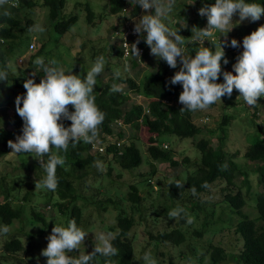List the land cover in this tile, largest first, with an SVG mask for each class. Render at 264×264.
<instances>
[{"label": "trees", "instance_id": "trees-1", "mask_svg": "<svg viewBox=\"0 0 264 264\" xmlns=\"http://www.w3.org/2000/svg\"><path fill=\"white\" fill-rule=\"evenodd\" d=\"M204 2L211 5L214 4L215 0H204ZM247 2H256L264 5V0H247ZM17 3L18 7L8 8L11 12L10 17L0 16V67L10 64L11 50L16 45V41L21 38V34L30 33L29 29L36 24V21L33 22L31 18H28L27 20L25 19L26 24L23 25L24 18L22 17V12L24 10L29 9L30 12L34 13L36 9L46 7L49 11L54 31L59 36L67 34L79 20V17L76 15H70L67 18L62 15L67 0H11V4ZM197 5L199 6L200 4ZM127 7H131L130 12L132 17L139 18L144 11L138 5H135L134 0H108L104 8L105 11L106 8L109 9L110 16H117L119 18L123 12L128 11L125 10ZM88 10V22L95 26V13L90 6H88ZM0 11H3V9H0ZM177 17L187 19V15L184 14ZM204 19L207 18L205 17ZM259 21L250 23L255 27L259 25ZM130 25V23L122 22L118 26V22L116 23L113 40L115 42V38L119 40L115 44L109 45L110 50L107 58L109 61L110 57L112 59L116 53L122 59L124 69L127 64L129 70L140 68L150 57V48L144 39L146 33H143V35L138 34L135 38L130 36L127 40L132 44L139 41L137 47L140 50V59L131 55L130 51L125 48L124 43L126 41L123 38L125 31ZM178 28L181 32L183 31L185 38L191 40V27L187 26L184 28L178 24ZM253 31H255V28L247 30V35ZM228 44L229 46L225 47V49L229 52L232 51L230 41H228ZM199 48L198 42H192L187 49L185 48V52L194 58ZM211 48H213V45ZM28 53L29 57L26 56L25 59L28 60L30 69L36 71L37 66L33 64V61L37 57H44L43 55L47 54L46 46L43 45L39 48L37 44L31 42L28 45ZM239 55H236L234 58ZM44 59L47 63L48 61L45 57ZM113 66L114 63L106 68L115 73ZM181 66L178 63L177 68L173 69L165 61L157 59L155 64L149 66L154 70L147 73L143 81L137 82L134 78L125 77L124 75H121L119 79H114L112 74L105 84L101 83L95 89L96 104L106 114V119L101 127L99 143L94 146L81 142L76 148H72L70 145L66 153H58L65 157L66 163L64 166L57 167L56 175L59 179V187L55 192L44 188L35 189L36 182L42 181L46 177L45 169L37 159L35 160V164H30L24 158L17 157L13 173L7 175L11 173L8 171L4 177L0 178V226L7 225L11 227L16 221H22L27 226L37 228L38 231L36 234L24 233L25 236L27 235L29 242V248L26 252L30 253L31 256V262H25V264H47V258L42 256L41 252L47 247V237L51 234L52 228L55 225L67 227L68 222L75 219L77 226L84 229L85 225H87L84 222V210L88 205L97 206L103 210L102 213H108L111 207L118 211L115 224L108 227L110 229L109 232L115 236L113 244L119 249V255L112 257L111 260L113 264H136L134 243L137 238V231L135 228L139 224L135 212L143 213L142 208L144 206L142 202L147 198L140 195L139 182L144 181L145 184L143 185H145L146 190L153 191L151 188L152 180L148 177V174L138 173L135 183L129 186L128 193L124 195L120 193L119 188H116V192H114L116 200L112 197H107L104 198L105 200L96 201L81 194V187L82 183L85 182L84 179L88 176L85 172L88 168H91L95 172L93 177L99 181H95V186L97 185L98 188H102L105 186L104 181L106 178L114 177L115 169H119L118 176L115 177L120 180L124 172L132 173L142 167L143 155L141 148L137 144L139 141L146 144L147 154L150 156L152 162L166 163L170 167L179 169L181 162L175 160L176 153L174 150L163 148V140L169 139L172 136L178 139L195 138L203 132V127H198L193 122V115L199 111H180L183 107L179 103L182 85H172L170 83L171 78L179 71ZM25 71L21 68L18 74H11L9 68L8 80L0 81V109H13L11 126L0 129V159L7 157L11 153L12 149L8 147V141L12 140L15 142L16 137L22 135L23 120L15 110V99L18 95L23 96L26 94L23 84L26 79L32 76L26 74ZM124 71H121V73L123 74ZM87 72L84 68L78 76L83 79L86 77ZM66 74L68 73L66 72ZM43 75L42 70L38 71L34 78L35 82L39 83ZM217 82L222 83L223 77L220 76ZM113 83L126 84L128 88H125L123 93H111L110 88ZM132 94L137 95L140 99H144L142 102H135L133 101ZM238 95L239 93L234 90L231 98L227 96L222 97V101L226 105L224 107L232 106V103L239 99L237 98ZM218 105V103L214 104L210 109ZM70 110L74 111V109ZM229 120L230 117L225 116L221 124L222 135L220 136V140H222V143L226 135V129L224 128L229 126ZM63 123L67 127L70 126L71 122L65 120ZM136 130L139 132L144 131L146 133V140H142L141 137L130 139L131 131ZM196 148L201 156L200 167L197 169H190L188 167L184 170L185 172H183L182 177H175V180L166 187L167 200L174 205V208L178 206L185 208L195 218V221L201 213H206L202 229L195 231L198 236H202L206 231H210L208 227L212 226V221L215 222L213 225L225 223L229 226L228 231L234 230V234L237 236L235 243V247L237 248L236 254L228 253L226 248L212 244L209 249V252L211 250V264H220L227 256L238 264H264V139L258 138L256 142L249 146V149L244 154L246 159L258 164L253 169L262 177L263 191L256 198L259 214L257 220L250 219L249 215L243 211L245 206H247V200L241 187L236 183V178L240 172L243 176H246L247 173L242 172L234 161L238 154L233 157L229 156L223 151L222 147L217 146L215 148L210 145V140L206 138L201 139L197 143ZM19 161H21V166L18 165ZM97 161L102 162L103 165L105 163L108 164L107 173L104 172L105 170L100 171L95 168ZM225 164L227 167L222 169V166ZM182 165L189 166V160L184 159ZM152 170L153 175L157 173L156 166L152 165ZM31 172L34 173L32 179L30 177ZM9 179L10 181H8ZM175 181H180L184 184V187L181 189L177 188ZM205 182L210 185V188L201 186ZM87 186L89 188L92 187V185ZM193 186L196 187L198 193L197 196L193 197L194 199H198H195L191 210L188 209L187 205H182L180 202L185 199L186 195L192 197L190 189ZM23 189H25V194L20 198V191ZM107 193L105 196H109L110 190ZM205 194H210L213 198L210 205L212 210H209V212H205L207 209L199 202L201 196ZM80 201L82 202L80 203ZM126 202L131 204L133 214H128L123 207V204ZM218 209L224 215L228 214L229 210L240 218L237 226L229 222L223 223L217 220L215 217L218 211L216 213L215 211ZM193 210L197 212L194 214ZM101 217L105 219L106 215ZM171 220L167 219V221ZM179 223V227L159 233L156 237L151 236V238L155 239L158 244H173L176 247L181 245L187 234L183 230V226L187 223L185 219H180ZM218 230L219 228L212 232L218 234L222 232V230ZM20 231H24V227ZM88 231H91V228ZM22 234H1L4 235L6 240L3 242V249L0 253V264H12L11 260H15L18 253L25 252L26 248L24 247ZM240 240L243 242L242 249ZM89 244L94 246L95 242L90 239ZM86 250L83 246L81 247V252H85L86 254L91 253L88 250L86 252ZM69 255L78 256L79 253L78 251H74ZM105 259V257L97 255L95 264H105ZM159 263L162 264V262Z\"/></svg>", "mask_w": 264, "mask_h": 264}, {"label": "rangeland", "instance_id": "rangeland-1", "mask_svg": "<svg viewBox=\"0 0 264 264\" xmlns=\"http://www.w3.org/2000/svg\"><path fill=\"white\" fill-rule=\"evenodd\" d=\"M107 1L108 0H67V4L62 15L66 18L70 15H76L79 17V20L77 24L64 36H59L55 33L51 19L49 17V11L46 7H43L42 9L38 8L34 11V13L30 12L29 9L24 10L22 12V17L24 18L23 25L26 24V20L28 18H31L33 22L36 21V24L43 25L46 28V31L44 33H36L31 31L28 34L25 33L20 35L21 38L16 41V45L12 48L10 54L11 74H18L21 68L22 70H26L25 73L29 76H32L33 72L37 73L38 71H41L38 68H36V71H32L28 65V60L25 59L26 56L29 57L28 45L31 42L37 44L39 48L45 45L47 54L43 56L47 61L55 59L58 66L62 67L65 73L73 71V74L79 75L80 72L84 70V68L89 71L94 64L95 59L101 55H103L107 60L106 67L114 63L113 68L115 71H124L125 69L122 66V59H120L116 53L113 55L112 59L111 57L109 61L107 59L108 52L110 50L109 45L116 43L113 40V33L115 31L114 26L117 22L118 26H120L122 22L130 23L135 26V23L139 22V18L141 16L139 18L132 17L130 9L127 12H123L119 18L117 16H110L109 9L106 8L105 11L104 8ZM197 4L200 5L198 6ZM205 4L206 3L204 0H175L174 11L171 14L170 20L166 21V23L173 30H179V34L184 37L185 35H183V31L181 32L178 28V24H180L182 27L187 25L191 27V29L193 27L205 28L207 26V19H204L205 17L199 15V9ZM88 6H90L92 11L95 13V26L94 24H90L88 22ZM144 14L145 12H143L142 15ZM182 14L187 15V19H180L177 17L178 15ZM236 19H238V16L234 17V20ZM263 21L264 17L260 19L259 25L254 27L249 21L246 20L239 26L235 27L228 34V41H231L234 38L240 43V47H232V51L229 52L225 49L226 58L229 62L227 65H224L223 61L221 62L224 71H233L232 66L237 62V57H234L241 54L243 51L242 41L243 38L248 34L247 30H252L253 28L256 30L260 25H264ZM185 39L186 43L184 47L187 49L192 44V41L187 38ZM115 40H117V38H115ZM204 46L211 48L212 44L209 41H205ZM199 47H201L200 44ZM186 55L189 54L186 53ZM157 59L158 58L153 56L150 52L149 59H147L140 68H133L131 70L124 71L122 75L125 77L134 78L137 82L143 81L145 75L154 70L149 66L151 64H155ZM106 67L105 72L97 77L96 88L99 87L101 83L105 84L110 79L112 74H114V72L110 71V69ZM122 85H124V89L128 88V85ZM132 96L134 99L133 101L135 102H142L144 99H140V97L135 94H132ZM218 104L219 105L215 108L208 109L207 111H199L193 115L194 124H196L198 127H203V132L200 135L196 136L195 138L187 139H178L172 136L169 139L163 140V143L169 145L168 150H174L176 153L175 160H179L182 165L184 159H188L190 163L189 166L180 165L178 169L170 167V165L166 163L152 162L150 156L147 154L146 144L142 141H139L137 144L142 151L143 165L132 173L124 172L123 177H121L122 179H116L115 176H118L117 174L119 173V169H115L113 174L114 177L106 178L104 181L105 186L98 188L97 185L95 186V181L98 180L93 177L95 172L91 168H88L85 171L88 176L84 179L85 182L82 183L81 194L88 198H93L96 201L101 199L105 200L104 198L107 197H112L114 200H116V196L114 194V192H116V188H119L120 193H123V195L128 193L129 186L135 183V178L138 173H147L148 177L152 180V192H150L151 190H146L145 185H143L145 184L144 181L139 182L141 190L139 191L140 195L147 198H145L142 202V205L144 206L142 208L143 213L140 214L135 212L136 219L139 224L135 228L137 231V238L134 243L136 250V264L144 263L141 258L146 252H150L151 255L158 261V264H161L159 262H162V264H211V250L209 252V249L210 245L212 244H217L223 248H226L228 253L236 254L237 248L235 247V243L237 241V236L234 234V230L228 231L229 226L224 222H229L230 224L237 226L240 218L232 214L229 210V213L226 215L221 213L219 209L216 210L215 213L217 211L218 213L215 218L219 221H222L224 224L216 223L213 225L215 222L212 221V226L208 227V230L210 231H206V233H204L202 236L196 235L195 231L202 229V225L204 223L203 219H205L206 213H201L197 220L191 225L184 223L185 225L183 226V230L187 234L185 235V240L183 243L177 247L173 244H158L155 239L151 238V236L156 237L159 233L172 230L180 226V219H172L171 221H167L168 212L174 208V205H172V203L167 200L166 187L175 180V177H182L183 172H185L184 170H186L188 167H190V169H197L200 167L199 162L201 161V156L196 148V145L203 138L210 140V145L215 148L217 146L222 147L223 151L229 156L233 157L238 154L234 161L238 164L242 172L247 173L246 176H243L240 172L236 178V183L241 187L247 200V206H245L243 211L245 214L249 215L250 219L257 220L259 214L256 198L263 191V183L261 181L262 177L254 170L258 164L246 159L244 154L249 149V146L256 142L258 138L264 139V97L258 100L259 105L254 109L250 108L242 98L237 99L232 103V106H227V108L224 107L226 106L224 103ZM12 115V108L0 109V129L2 127L7 128L11 126L10 122ZM225 116L230 117V124L228 127L224 128L226 129V135L222 143V140H220V136L222 135L221 124ZM130 134V139L141 137L142 140H146V133L144 131H131ZM20 156L10 153L7 157L0 159V178L4 177L8 171L11 173L7 175H11L13 173L12 171L14 169V163H17V157L21 159L24 158L26 162L30 164H35L36 162V159L31 156ZM18 165L21 166V161L18 162ZM105 165L104 172L107 173L108 164L105 163ZM152 165L156 166L157 169V173L154 175L152 174ZM95 168L98 170L97 167ZM31 173L32 174L30 177L32 179L34 177V173ZM8 181H10V179ZM87 185H92V187L89 188ZM24 190L25 189L20 191V198L24 196ZM109 190L111 193H109V196H105ZM212 193L215 194L214 191H212ZM195 199L197 200L198 198ZM195 199L193 195L192 197L186 195L185 199L180 203L182 205H187L188 209L192 210V205L194 204ZM212 200L213 198L210 194L201 196L199 202H201L202 205L207 209L205 212L212 210L210 208ZM81 202L82 201H80V203ZM123 207L126 209L128 214H133L131 204L129 202L124 203ZM193 211L192 212L194 214L197 212L196 210ZM102 212L103 210L99 209L95 205H88V207L84 210V222L85 224L87 223V225L84 227V230L88 231L91 228V231H88L89 235L85 240L84 246L88 252H92L94 249V246L89 244L90 239H92L96 244L94 235L99 232H109L110 229H108V227L115 224V218L117 217L118 211L111 207L109 208L108 213ZM104 215H106L105 219L101 217ZM23 227L24 231L21 232L20 230ZM217 228L222 230V232L219 234L212 232L216 231ZM9 229L10 231L7 233L8 235L23 233L22 236L24 240V247L26 248L25 252L18 253L16 259L11 260L12 264H25V262L30 263V253L26 252V250L29 248V242L27 240V235L25 236L24 233L36 234V232H38L37 228H32L29 225L27 226L22 221H16L13 226L9 227ZM5 240L6 239L4 235L0 234V253L3 249V242ZM240 245L242 249V240H240ZM220 264L238 263L227 256L226 259Z\"/></svg>", "mask_w": 264, "mask_h": 264}, {"label": "clouds", "instance_id": "clouds-1", "mask_svg": "<svg viewBox=\"0 0 264 264\" xmlns=\"http://www.w3.org/2000/svg\"><path fill=\"white\" fill-rule=\"evenodd\" d=\"M134 2L145 14L142 15V12L139 22L135 26L131 24L127 30H134L140 35L146 33L144 39L151 54L165 61L170 68H177L178 63L182 65L170 81L172 85H182L183 91L179 95V103L183 105L181 112L207 111L214 104H223L222 97L231 98L234 90L239 93L237 98H242L250 108L254 109L259 105L258 100L264 97V25L243 38V51L233 64V71H224L221 62L224 65L229 62L225 54V47L229 46L228 34L246 20H260L264 16V5L247 0H215L214 4H205L199 9V15L207 18V26L191 29V41L201 45L193 58L186 55L185 37L166 23L174 11L175 0ZM9 7H18V3L11 4V0H0V9H3L0 16L10 17ZM129 9L131 7L125 10ZM237 16L238 19L234 20ZM186 27L187 25L184 28ZM29 30L44 33L46 28L36 24ZM205 41L211 42L214 50L205 47ZM138 43L139 41L131 45L124 43V46L131 55L140 59ZM230 46L238 48L240 43L233 38ZM33 64L44 75L36 83V73L33 72L32 77L23 84L26 94L16 97L15 110L23 120L22 135H18L15 142L9 140L8 147L12 149V154L31 156L44 167L46 177L36 182L35 189L44 188L55 192L59 187L57 167L66 163L65 157L58 153H66L70 145L76 148L81 142L94 146L99 143L106 114L96 104L95 88L97 77L105 72L107 60L103 55L98 56L83 79L73 74V71L66 74L55 59L46 63L44 57H37ZM10 67V64L0 67V81L8 80ZM125 70H129L127 64ZM121 75L119 70L113 74L114 79H119ZM221 75L223 82L219 83L217 81ZM110 92L123 93L124 85L113 83ZM65 120L71 122L70 126H65ZM168 146L163 143L164 149H169ZM95 166L100 171L105 170L102 162L97 161ZM226 167L225 164L222 169ZM175 186L181 189L184 184L175 181ZM201 186L210 188L207 182ZM190 190L193 196H197L195 186ZM168 218L185 219L189 225L195 221L180 206L170 210ZM9 231L7 225L0 226V234H7ZM88 235L89 232L77 226L75 219L70 220L67 227L55 225L47 237V247L42 250L41 255L47 258V264H95L97 255L106 258L105 264H113L111 258L119 255V249L113 244V233H96L94 249L86 254L81 252V247L85 246ZM74 251H78L79 255H69ZM141 259L144 264H158L150 252H146Z\"/></svg>", "mask_w": 264, "mask_h": 264}, {"label": "built area", "instance_id": "built-area-1", "mask_svg": "<svg viewBox=\"0 0 264 264\" xmlns=\"http://www.w3.org/2000/svg\"><path fill=\"white\" fill-rule=\"evenodd\" d=\"M131 35L137 36L138 34L134 30H127L125 31L124 38H123V40L126 41V43H128L129 45H131V43L128 42L127 40L130 38Z\"/></svg>", "mask_w": 264, "mask_h": 264}]
</instances>
